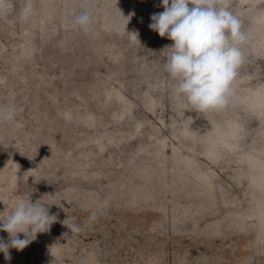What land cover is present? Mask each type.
<instances>
[{
    "label": "rangeland",
    "instance_id": "1",
    "mask_svg": "<svg viewBox=\"0 0 264 264\" xmlns=\"http://www.w3.org/2000/svg\"><path fill=\"white\" fill-rule=\"evenodd\" d=\"M223 2L245 62L234 102L200 112L148 27L161 0H0V107H23L0 124V217L58 213L0 264H264V0Z\"/></svg>",
    "mask_w": 264,
    "mask_h": 264
},
{
    "label": "clouds",
    "instance_id": "2",
    "mask_svg": "<svg viewBox=\"0 0 264 264\" xmlns=\"http://www.w3.org/2000/svg\"><path fill=\"white\" fill-rule=\"evenodd\" d=\"M161 6L163 11L150 16L148 27L173 41L161 50L165 71L177 81L173 95L200 112L224 109L234 102L233 85L245 62L243 46L249 35L242 30V21L223 0H161ZM74 22L89 26L90 10L75 16ZM22 112L23 107L16 105L0 107V124L15 122ZM41 201L20 199L9 214L0 217V232L8 234L7 239L0 237L5 261L12 259L11 249L24 250L58 221V213L50 214L51 205ZM95 219L93 212L89 222ZM61 223L73 234L82 231L67 219Z\"/></svg>",
    "mask_w": 264,
    "mask_h": 264
}]
</instances>
